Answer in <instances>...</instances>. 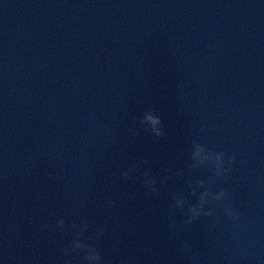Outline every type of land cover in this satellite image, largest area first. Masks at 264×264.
<instances>
[{"label": "water", "instance_id": "water-1", "mask_svg": "<svg viewBox=\"0 0 264 264\" xmlns=\"http://www.w3.org/2000/svg\"><path fill=\"white\" fill-rule=\"evenodd\" d=\"M196 180L239 218L184 225ZM81 222L104 264H264V0H0V264H65Z\"/></svg>", "mask_w": 264, "mask_h": 264}, {"label": "clouds", "instance_id": "clouds-1", "mask_svg": "<svg viewBox=\"0 0 264 264\" xmlns=\"http://www.w3.org/2000/svg\"><path fill=\"white\" fill-rule=\"evenodd\" d=\"M150 113H154V110L149 109ZM147 120L150 121L152 125L151 132L156 137H164L165 136V130L162 127H157L158 125H162L163 121L159 115L155 114H149L147 116ZM147 131V129H145ZM133 129H129V132H133ZM203 131V129H202ZM195 151L191 153L192 159L195 160L196 157H199L201 152H207L208 157H205L199 164L193 165L195 168L199 167H208L212 170H214L215 175L221 179L224 178V176L230 174L233 170L232 165L235 163V155L228 158L226 161L228 167L225 169L224 173H221L219 171L220 168V161L223 159L225 160V153L223 152H217L213 151L211 148L205 147V145L193 141ZM211 157H214L215 159H210ZM147 165L149 164V161L147 159H144L142 161L137 162L136 164L130 166L127 170L123 171L121 173L122 178L125 181H128L132 179L131 173L137 169L140 168L141 165ZM169 174L172 173V169H168ZM176 175H182L181 171L179 169L176 170ZM168 177H165L163 181H161V184H165L167 182ZM243 180L244 178L241 177ZM198 186L199 188L203 189L202 193H198L196 191V187H193V185ZM143 185L151 194L159 193L160 188L157 187V180L156 178L151 174V169L146 168L143 172ZM188 188L191 190V196L197 197L198 202L193 204L191 201H186L185 199H181L180 196H176L174 198L175 203L172 205L173 211H183L185 209V206L187 205V211L188 215L183 220L184 225H192L200 220L202 216L210 217L213 215V209L210 208L208 211H205V207L209 204H212L214 206H219L220 208H223L225 212L232 217V219H238L239 216L234 212L233 208L231 206L225 207L224 202L229 198V194L226 190L221 189L219 192H213L211 186L207 185L205 181L203 180H196V181H190L188 183ZM111 206V203L110 205ZM56 224L58 225L59 229L63 231L66 228V224L64 219L61 217L57 219ZM71 228L74 232V238L70 241L69 245L64 248V256H65V264H72V255L73 253L83 252L84 253V261L86 264H104L103 256L101 255L98 248L93 246L92 244L86 242L85 240V234L89 229V225L87 222H81L79 224H72ZM77 229H83V231H76ZM103 233V229H97L96 235L92 237L93 239H100L101 235ZM189 244L187 242L182 244V249H188Z\"/></svg>", "mask_w": 264, "mask_h": 264}]
</instances>
